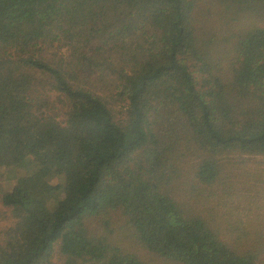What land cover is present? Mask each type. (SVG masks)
Listing matches in <instances>:
<instances>
[{
	"label": "trees",
	"instance_id": "1",
	"mask_svg": "<svg viewBox=\"0 0 264 264\" xmlns=\"http://www.w3.org/2000/svg\"><path fill=\"white\" fill-rule=\"evenodd\" d=\"M202 1L0 0V264H264L210 201L220 156L264 155V0ZM108 210L147 257L89 231Z\"/></svg>",
	"mask_w": 264,
	"mask_h": 264
},
{
	"label": "rangeland",
	"instance_id": "2",
	"mask_svg": "<svg viewBox=\"0 0 264 264\" xmlns=\"http://www.w3.org/2000/svg\"><path fill=\"white\" fill-rule=\"evenodd\" d=\"M207 1L209 5L205 0L202 1L201 5L203 9L212 15L210 19H214L216 24L222 26L223 23L219 22H221L223 18L217 15L221 10L220 7H215L217 6L215 0ZM219 50L223 55L226 52L224 46L219 48ZM224 61L227 62L226 60ZM220 161V183L224 182L225 186H219L218 183L213 184V188L216 189L219 187V189L216 190L218 193L216 196L218 197L215 198L214 194V196L210 198V201L218 200L222 203L219 206L220 210L213 215L218 220L221 217L223 218V221L220 220V223H218L220 229L232 225V229L222 235L226 236L227 239L232 236L233 240L239 241L237 228L234 227L235 225H239L235 222L236 220L240 222V226L245 224L251 234L256 229L264 232V155L225 154L220 156ZM17 171L18 174L19 172L21 173L19 169ZM1 173L0 188L5 190L14 183L16 179L14 175L17 174V172L14 169L11 170L7 168L2 169ZM50 182L54 185L58 183L61 184L63 183V179L58 176H53ZM213 192H215V190ZM205 207L207 209L206 212L210 211L209 207L205 205H199L198 208L203 209ZM203 215L206 216V213ZM9 216V209L0 204V245L4 244V229L11 222ZM85 225L90 232L97 235H104L112 242L120 244L127 250H133L143 257H147L148 255V251L144 250L137 242L135 243L134 239L129 236L127 226L125 225V219L117 210H108L105 213L89 217L85 220ZM1 250L2 248L0 247V251ZM49 264H65V257L59 253L58 246L54 247V252Z\"/></svg>",
	"mask_w": 264,
	"mask_h": 264
}]
</instances>
